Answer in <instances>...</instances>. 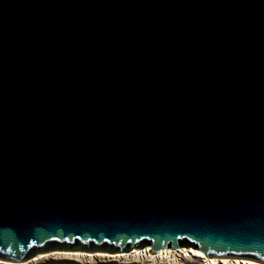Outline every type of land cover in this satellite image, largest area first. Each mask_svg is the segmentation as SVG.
Here are the masks:
<instances>
[{
    "label": "water",
    "instance_id": "1",
    "mask_svg": "<svg viewBox=\"0 0 264 264\" xmlns=\"http://www.w3.org/2000/svg\"><path fill=\"white\" fill-rule=\"evenodd\" d=\"M146 248L264 264V0H0V262Z\"/></svg>",
    "mask_w": 264,
    "mask_h": 264
},
{
    "label": "bare ground",
    "instance_id": "2",
    "mask_svg": "<svg viewBox=\"0 0 264 264\" xmlns=\"http://www.w3.org/2000/svg\"><path fill=\"white\" fill-rule=\"evenodd\" d=\"M194 252H198L201 255H193ZM48 257L55 258H73L83 261H94L101 259H120V260H142L151 264L163 263V264H179L184 261H198L200 264H262L251 260L243 259H227V258H207L201 251L194 249H180V250H162L158 254H152L150 248L145 250H132L128 253H120L115 255L97 253L88 254L82 252H70V251H58L51 254L38 255L30 262L25 264H34L36 262L47 259ZM119 261V260H118ZM0 264H9L0 262Z\"/></svg>",
    "mask_w": 264,
    "mask_h": 264
},
{
    "label": "rangeland",
    "instance_id": "3",
    "mask_svg": "<svg viewBox=\"0 0 264 264\" xmlns=\"http://www.w3.org/2000/svg\"><path fill=\"white\" fill-rule=\"evenodd\" d=\"M138 250H144V249H138ZM167 250H173V249H167ZM227 259H233V258H227ZM34 264H151V263H148V262L146 263L142 260H137V259L131 260V261L130 260L122 261L120 259H112V260L111 259H101V260H94L90 262V261H83V260L80 261V260L73 259V258L69 259V258L48 257L47 259L36 262ZM156 264H163V263H156ZM179 264H200V263L198 261H184V262H180Z\"/></svg>",
    "mask_w": 264,
    "mask_h": 264
},
{
    "label": "snow or ice",
    "instance_id": "4",
    "mask_svg": "<svg viewBox=\"0 0 264 264\" xmlns=\"http://www.w3.org/2000/svg\"><path fill=\"white\" fill-rule=\"evenodd\" d=\"M193 255H201V254L198 252H194ZM213 264H215V262H213Z\"/></svg>",
    "mask_w": 264,
    "mask_h": 264
},
{
    "label": "built area",
    "instance_id": "5",
    "mask_svg": "<svg viewBox=\"0 0 264 264\" xmlns=\"http://www.w3.org/2000/svg\"><path fill=\"white\" fill-rule=\"evenodd\" d=\"M145 250V249H144Z\"/></svg>",
    "mask_w": 264,
    "mask_h": 264
}]
</instances>
